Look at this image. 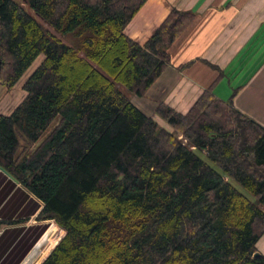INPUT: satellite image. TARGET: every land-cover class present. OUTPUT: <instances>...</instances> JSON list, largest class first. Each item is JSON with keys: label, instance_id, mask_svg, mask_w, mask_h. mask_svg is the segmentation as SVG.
<instances>
[{"label": "trees", "instance_id": "obj_1", "mask_svg": "<svg viewBox=\"0 0 264 264\" xmlns=\"http://www.w3.org/2000/svg\"><path fill=\"white\" fill-rule=\"evenodd\" d=\"M146 1L0 0V85L43 56L0 114V169L64 231L42 264H264V129L208 89L158 105L170 133L121 90L143 97L193 20L173 9L140 46Z\"/></svg>", "mask_w": 264, "mask_h": 264}, {"label": "crops", "instance_id": "obj_2", "mask_svg": "<svg viewBox=\"0 0 264 264\" xmlns=\"http://www.w3.org/2000/svg\"><path fill=\"white\" fill-rule=\"evenodd\" d=\"M173 9L191 12L193 20L168 48V66L131 103L156 121L159 104L185 114L210 89L264 129V0H147L124 34L143 46ZM42 209L35 195L0 170V264L43 263L58 234L53 220L39 217ZM256 250L264 256V235Z\"/></svg>", "mask_w": 264, "mask_h": 264}, {"label": "rangeland", "instance_id": "obj_3", "mask_svg": "<svg viewBox=\"0 0 264 264\" xmlns=\"http://www.w3.org/2000/svg\"><path fill=\"white\" fill-rule=\"evenodd\" d=\"M26 10L29 12V13H32V11L29 9V8H26ZM42 56H40L37 60L34 61V63L31 65V67L26 71V73L22 76V78L20 79V81L11 89V90H8L6 87L4 86H1L0 85V114H4V115H8L10 114V111L18 104L22 101V99L24 98V93L22 91V88H21V84L22 82L24 81V79L27 77V75L30 73L31 70H33L35 67H37V65L41 62L42 60ZM121 90L126 94L128 95V97L131 99L133 98L134 95L130 94L129 92H127L124 88L121 87ZM159 124V127L164 129L163 126L167 128V130L170 132V133H174V130L169 126L167 125V122H164L163 120H161L160 118L157 117V120H156ZM165 124V125H163ZM203 159H205L202 155H200ZM207 162V161H206ZM212 167H214L217 171L218 169L212 164V163H209ZM242 194H244L245 196L250 197V195L244 190L242 189L238 184H236L235 182L233 181H230ZM252 199V198H251ZM54 222V221H53ZM52 227H55L57 229V234H58V237L56 238V244L61 240V238L64 236V232L62 229L59 228V226L54 222L53 226ZM63 234V235H62ZM55 244V245H56ZM54 245V247H55ZM53 247V248H54ZM52 248V249H53ZM51 249V251H52ZM36 261V260H35ZM30 264V263H29ZM35 264V263H33Z\"/></svg>", "mask_w": 264, "mask_h": 264}, {"label": "water", "instance_id": "obj_4", "mask_svg": "<svg viewBox=\"0 0 264 264\" xmlns=\"http://www.w3.org/2000/svg\"><path fill=\"white\" fill-rule=\"evenodd\" d=\"M0 68H1V59H0ZM1 170V169H0ZM259 254L258 253H256L255 254V257H257Z\"/></svg>", "mask_w": 264, "mask_h": 264}]
</instances>
